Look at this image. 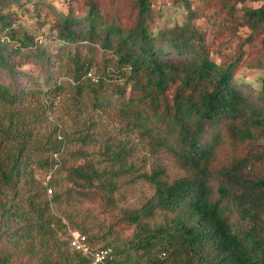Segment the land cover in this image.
<instances>
[{"label": "trees", "instance_id": "obj_1", "mask_svg": "<svg viewBox=\"0 0 264 264\" xmlns=\"http://www.w3.org/2000/svg\"><path fill=\"white\" fill-rule=\"evenodd\" d=\"M117 1L65 0L61 12L46 0H0V102L20 103L40 84L58 92L57 79L64 77L93 108H115L127 128L173 153L187 169L170 181L159 168L141 175L153 193L120 216L133 225L127 241L95 246L86 237L91 247H109L113 263L264 264V176L258 175L264 163V74L258 87L235 78L242 65L263 67L264 54L254 43L264 33V0H171L184 16L170 26L155 24L153 0H124L126 8ZM207 10L213 17L210 43L194 24ZM23 16L32 30L20 23ZM239 26L248 34L222 52L216 41L235 36ZM40 36L55 42L52 50ZM258 42L264 49V35ZM11 115L6 126L0 124V135L18 133L24 142L25 123ZM223 137L233 148L252 140L261 144L215 164ZM23 147L0 157V264H13L16 249L28 264H87L71 249L69 234L57 237L65 225L49 210L48 201L71 197L68 189L46 199L30 175L33 199L26 208L20 204L19 182L27 178ZM124 155L120 148L106 158L122 168ZM116 173L86 163L68 168L65 178L97 188L106 202ZM156 211L165 221L151 225ZM65 217L86 231L77 217Z\"/></svg>", "mask_w": 264, "mask_h": 264}, {"label": "rangeland", "instance_id": "obj_2", "mask_svg": "<svg viewBox=\"0 0 264 264\" xmlns=\"http://www.w3.org/2000/svg\"><path fill=\"white\" fill-rule=\"evenodd\" d=\"M46 1L59 11H66L65 0ZM117 4L121 8L127 7L124 0H118ZM258 4L259 2L246 3L247 6ZM153 9L154 22L158 25L170 26L173 23H180L184 16L183 10L173 5L171 0H153ZM235 15L240 20L239 10ZM212 20L210 10L194 19L197 29L205 32L209 43L213 38ZM20 23L27 30H32V22L30 19H25V16ZM248 32L245 26H239L235 36L226 35L216 43H220L222 52L234 50L239 38H243ZM263 35H258L254 43L255 48L262 49V54L264 49L258 40ZM39 38L48 49L52 50L54 41L41 36ZM250 47L249 45L248 50ZM250 53L253 54V52ZM248 63L247 60L246 64ZM263 74L264 64L262 68L242 65L235 78L258 87ZM57 81H60L62 85V89L58 92H49L47 85L40 84L39 91L27 96L20 103L0 102V124L6 126L8 116L12 113L11 117L22 120L28 130V134L24 136V142L21 136L16 135L18 133H12L7 137L0 135V157H3L6 152L16 151L24 143L21 154L26 158L27 178L19 182L22 206L26 205L28 199H33L29 187L31 180L28 176L30 175L38 182L39 192L46 199H50L53 193L69 190L71 197L66 201H48L50 212L61 217L65 225L58 231L59 239H67V235L73 230L81 232L80 227L73 228L68 224L65 214H70L77 217L75 220H79L86 228V231L81 233L90 241L92 240L95 246L101 245L104 240H112V244L116 245L121 244L129 238L133 225L121 219L120 216L124 211L139 207L153 193L152 184L141 175L159 168L162 170V177L170 181L186 175L188 171L180 165L173 153L149 143L139 130L127 128L115 108H93L86 96L72 91L67 79L59 77ZM259 144H261L260 140H252L250 143H242L233 148V144L228 143L226 137H223L222 143L216 149L217 154L213 162L228 164L233 158L236 159L237 156L246 153L247 148ZM120 148L126 150L122 168L119 167L118 162L109 161L106 158L108 154ZM86 163H91L98 170L107 168L117 172L112 177L114 189L109 193V201L105 202L97 188H88L81 179L66 180L65 174L68 168ZM262 164L258 171L259 176H264V163ZM43 187H46L45 193ZM78 191L81 192V196L76 193ZM164 221L165 214L156 211L153 218L149 220V224L158 225ZM15 252L17 258L13 264H28L22 251L21 254L17 249Z\"/></svg>", "mask_w": 264, "mask_h": 264}, {"label": "built area", "instance_id": "obj_3", "mask_svg": "<svg viewBox=\"0 0 264 264\" xmlns=\"http://www.w3.org/2000/svg\"><path fill=\"white\" fill-rule=\"evenodd\" d=\"M69 233L71 249L85 256L87 264H117L112 262L113 255L109 247H91L84 234L76 230Z\"/></svg>", "mask_w": 264, "mask_h": 264}]
</instances>
